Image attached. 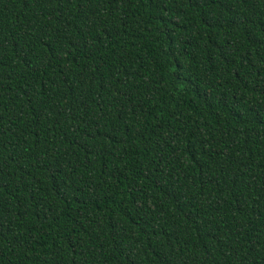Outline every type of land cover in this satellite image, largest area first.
<instances>
[{
  "label": "trees",
  "instance_id": "1",
  "mask_svg": "<svg viewBox=\"0 0 264 264\" xmlns=\"http://www.w3.org/2000/svg\"><path fill=\"white\" fill-rule=\"evenodd\" d=\"M0 264H264V0H0Z\"/></svg>",
  "mask_w": 264,
  "mask_h": 264
}]
</instances>
